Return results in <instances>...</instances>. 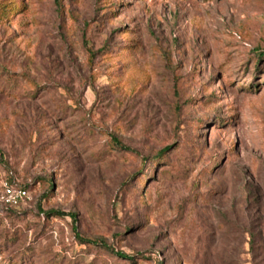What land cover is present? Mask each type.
<instances>
[{"label": "rangeland", "instance_id": "374dc122", "mask_svg": "<svg viewBox=\"0 0 264 264\" xmlns=\"http://www.w3.org/2000/svg\"><path fill=\"white\" fill-rule=\"evenodd\" d=\"M0 4V264H264V0Z\"/></svg>", "mask_w": 264, "mask_h": 264}, {"label": "trees", "instance_id": "16d2710c", "mask_svg": "<svg viewBox=\"0 0 264 264\" xmlns=\"http://www.w3.org/2000/svg\"><path fill=\"white\" fill-rule=\"evenodd\" d=\"M0 7H1V11H0L1 15L6 14L7 11L11 10V8H10V7H11V4H4V5H2V6H1V4H0ZM8 7H9L10 9H9ZM112 141L115 143V145H116L117 147H120V149H122V150H126V151H132L131 148H129L128 146L124 145V144L120 141V139H118L117 137H112ZM168 149H169V148H165V149L161 150L160 152H157L152 158L156 159V158H159V157H163L164 154L167 152ZM0 157H1V156H0ZM148 157H149V156H148ZM148 157L146 156L145 158H148ZM7 177H8V176H7ZM9 179H10V181H11L13 184H15V185H19V186H22V187H25V188L28 189V186H27V185H25V184H22V185L19 184V183H18L17 181H15L12 177H9ZM50 185H52V183H51ZM30 202H31V201H30ZM51 213H54V214H61V213H64V212H62V211H60V210H52ZM71 215L73 216V219L76 221V220H77L76 214L72 213ZM77 236L79 237V239H81V241L91 242V243H93V244L101 245L102 247H104V248H106V249H108V250H110V251H112V252L117 253V254H118L119 256H121V257H126V258H128V259H132V260H133V258L135 257V255H129V254H126V253H124V252H122V251L116 250V249L114 248V246L108 244L107 241H106L105 239H103V238H87V237H84V236L80 235L79 232H77Z\"/></svg>", "mask_w": 264, "mask_h": 264}, {"label": "built area", "instance_id": "2783aa9c", "mask_svg": "<svg viewBox=\"0 0 264 264\" xmlns=\"http://www.w3.org/2000/svg\"><path fill=\"white\" fill-rule=\"evenodd\" d=\"M33 200L29 189L13 184L9 177L0 170V202L8 205H18L23 201Z\"/></svg>", "mask_w": 264, "mask_h": 264}]
</instances>
